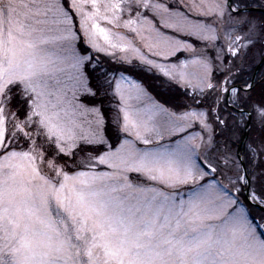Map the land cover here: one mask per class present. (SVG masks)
<instances>
[{"label":"rangeland","instance_id":"1","mask_svg":"<svg viewBox=\"0 0 264 264\" xmlns=\"http://www.w3.org/2000/svg\"><path fill=\"white\" fill-rule=\"evenodd\" d=\"M230 14L228 0H0V264H264L258 231L215 200L210 107L171 111L112 73L149 67L206 91ZM90 58L112 68L97 92ZM13 85L46 165L13 148ZM98 91L119 141L101 153L106 117L82 101Z\"/></svg>","mask_w":264,"mask_h":264},{"label":"flooded vegetation","instance_id":"2","mask_svg":"<svg viewBox=\"0 0 264 264\" xmlns=\"http://www.w3.org/2000/svg\"><path fill=\"white\" fill-rule=\"evenodd\" d=\"M260 1L257 6L243 3L233 8L231 0L232 18L225 43L220 41L211 56L207 90L183 88L199 107H210L211 182L219 210L232 215V226H254L264 251V13L245 10L264 11V0ZM243 13L255 17H239ZM221 189L227 197L222 198Z\"/></svg>","mask_w":264,"mask_h":264},{"label":"trees","instance_id":"3","mask_svg":"<svg viewBox=\"0 0 264 264\" xmlns=\"http://www.w3.org/2000/svg\"><path fill=\"white\" fill-rule=\"evenodd\" d=\"M239 2H243L245 6H257L260 5L261 1L256 0V3L254 2H247L246 0H237ZM193 43H196L197 41H192ZM77 46L81 49V52L83 53V50H88L84 47L81 40H78ZM83 49V50H82ZM84 50V51H85ZM93 57V56H91ZM178 57V55H177ZM91 60V61H90ZM89 62L85 64L86 69V76L89 80L90 84L94 86L93 89H96L94 83H96V79L101 78L105 79L110 76L109 71L114 70L112 73L119 74L120 72L124 75H128L132 80L135 82L143 85L148 93L154 98L158 103L162 104L163 106H166L170 108L171 111L180 112L183 110H188L186 105H189V102L191 103L194 101L193 97L188 94V91L184 88H180L177 84L174 82L169 81L161 75L160 73L156 72L152 68H145V67H139V66H132V67H126L124 64L117 65L115 69L110 68V65L107 62H101L95 58H90ZM112 69V70H110ZM113 75V74H112ZM8 92L11 95L10 105L9 109H11V115L15 116L16 120H14L12 127L10 128V131L15 133L17 132L16 136H18V144L14 145L13 148H18L17 150L22 151H29L31 152L35 157L38 156V161L41 165H46L48 159L53 156L51 151L49 150L50 154L47 151V147L49 145H46L44 140L41 139L40 132L36 133L32 132V127L35 125L32 121H30V118H26V115L28 114V110L25 107V104L19 100L18 96H20L21 89L17 85H13L8 88ZM101 92L98 91L96 94V97H89L87 95H84L82 98V101L84 103L89 104L90 106L96 105L100 111L102 112V115L106 118H103L104 121V127H105V135H106V142L104 144L99 145V153L105 151L109 148H114L118 144V138L116 133V127L113 125V121L110 122L111 118H113V115L111 113V110H106V106L103 102L104 98L99 96ZM106 94V93H105ZM104 91L101 93L105 97ZM12 96H14L12 98ZM186 104V105H185ZM174 107V108H172ZM196 107H198L196 105ZM176 108V109H175ZM14 113V115H13ZM111 115V117H110ZM26 118V119H25ZM25 119V120H24ZM113 123V124H112ZM116 125V124H115ZM37 128V127H36ZM20 129V130H19ZM23 129L24 131H22ZM24 132H26V135H24ZM9 133V132H8ZM11 135V133H10ZM120 138V134L118 135ZM12 145H10L7 149L12 148ZM55 149V148H54ZM40 150L43 151L44 155H40ZM55 156V155H54ZM40 158V159H39ZM51 166V162L50 165ZM54 166H57L55 164ZM54 166L52 169H54Z\"/></svg>","mask_w":264,"mask_h":264},{"label":"water","instance_id":"4","mask_svg":"<svg viewBox=\"0 0 264 264\" xmlns=\"http://www.w3.org/2000/svg\"><path fill=\"white\" fill-rule=\"evenodd\" d=\"M230 3H231V0H228V5L230 7ZM231 9V8H230ZM246 11L250 12V11H257V12H263V10H260V9H257V8H248V9H245ZM242 10H239L238 12H241Z\"/></svg>","mask_w":264,"mask_h":264}]
</instances>
